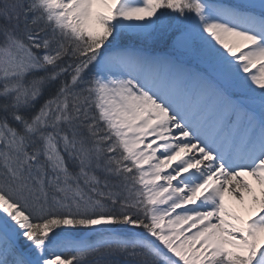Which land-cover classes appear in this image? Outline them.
Instances as JSON below:
<instances>
[{"label":"snow or ice","instance_id":"6c2138e0","mask_svg":"<svg viewBox=\"0 0 264 264\" xmlns=\"http://www.w3.org/2000/svg\"><path fill=\"white\" fill-rule=\"evenodd\" d=\"M0 264H264V0H0Z\"/></svg>","mask_w":264,"mask_h":264},{"label":"bare ground","instance_id":"6f19581e","mask_svg":"<svg viewBox=\"0 0 264 264\" xmlns=\"http://www.w3.org/2000/svg\"><path fill=\"white\" fill-rule=\"evenodd\" d=\"M232 203H235V201H231Z\"/></svg>","mask_w":264,"mask_h":264}]
</instances>
